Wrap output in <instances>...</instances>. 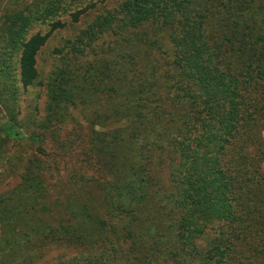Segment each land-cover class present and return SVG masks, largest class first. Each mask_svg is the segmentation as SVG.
I'll return each mask as SVG.
<instances>
[{"label":"trees","instance_id":"1","mask_svg":"<svg viewBox=\"0 0 264 264\" xmlns=\"http://www.w3.org/2000/svg\"><path fill=\"white\" fill-rule=\"evenodd\" d=\"M68 1L39 0L41 6L34 11L41 12L34 15L41 22L61 16L69 10L65 8ZM32 14L18 28L22 40L19 81L24 89L37 80V54L47 39L38 33L24 36ZM109 22L117 23L121 36L117 86L104 85L111 75L107 68L100 70V86H90L85 74L80 78L72 59L83 54L81 50L106 31ZM142 26L146 30H140ZM165 29L174 56L171 61L165 60L167 55L154 60L152 52L161 47L157 35ZM13 44L12 39L7 43ZM56 52L60 65L46 86L50 104L88 102L91 116L79 113V117L93 125L94 117L100 119L98 125L109 128L104 134L112 141L100 159L99 173L106 182L95 181L94 194L89 191V197L73 209L74 224L59 225L55 232L63 229L82 250L96 238L104 242L111 236L119 244L128 243L124 264H253L258 257L264 260V234H260L264 224L258 220L264 216V206L256 202L264 183L242 153L254 135L243 108V88L264 84V0H123L117 10L95 19ZM230 63L239 65V76L229 73ZM227 78L235 81L233 87ZM80 79L83 86H72ZM166 79L170 86H163ZM259 113L264 120V107ZM4 120H0L1 137L38 142V136L24 131L12 111ZM165 148L171 156L169 181L175 189L169 201L177 212L171 220L176 223L172 248L167 239L173 232L159 226L158 213L143 218L154 203L153 192H158L149 174L150 158ZM24 177L29 194L3 198L4 208H19L23 227L38 222L44 232V221L28 208L34 202L41 204L42 197L33 188L38 176L31 172ZM108 177H117V182ZM100 200L107 203L109 214L123 222L117 230L97 216L93 219L91 208ZM23 236L28 243V234ZM92 257L97 261V255Z\"/></svg>","mask_w":264,"mask_h":264},{"label":"rangeland","instance_id":"2","mask_svg":"<svg viewBox=\"0 0 264 264\" xmlns=\"http://www.w3.org/2000/svg\"><path fill=\"white\" fill-rule=\"evenodd\" d=\"M122 1L69 0L65 4V8H69L65 14L41 22L39 15H34V12H41L34 11L36 6H41L39 0H0V120L5 121L7 114L12 111L22 124L23 130L35 133L39 138L37 143H30L14 142L0 136V264H97V261L99 264H124L128 259V243L119 244L111 236L104 242L96 238L82 250L63 229L55 232L59 225L67 228L74 224L73 209L82 203V198L89 197V191H95V181L106 182V177L103 178L99 173L103 163L100 159L103 158L105 145L112 139L104 134L109 128L98 125L100 119L94 117L96 124L93 125L79 117V113L84 117L91 116L90 110L93 112V109L87 107L88 102L77 106L64 101L59 105H51L46 89L52 83L53 72L60 65V56L56 50L62 48L67 40L73 39L81 29H85L98 17L113 13ZM30 14L32 23L26 28L24 36L28 38L38 33L47 36V39L37 54V80L24 89L19 81L18 49L22 40L19 38L21 31L18 28L23 25L24 17ZM107 25L109 26L106 31L97 35V39L94 38L88 47L81 50L84 51L83 54L72 59L80 78L85 74L90 86H100V70L106 71V68L111 75L104 79V85L117 86V56L120 54L117 45L121 36L117 33V23L109 22ZM140 30H146V27L142 26ZM167 37L169 33L166 29L157 35L161 47L152 52L151 57L154 60H163L167 55L165 60L171 61L170 56H174L173 44ZM10 39L15 40L16 44L7 45ZM141 47L145 50L144 45ZM150 49L151 47L146 49V52ZM141 56L145 58L144 55ZM228 67L231 75H240L239 65L236 68L230 63ZM227 82L231 87L234 86V80L230 82L227 78ZM162 83L163 86H170L167 79ZM72 86H83L81 79L76 80ZM114 94L113 98L117 100V92ZM242 100L243 108L248 113L246 118L249 127L254 131L251 142L245 145L242 153L264 183V120L259 113L264 107V84L244 87ZM167 150L165 148L155 151L150 158L149 174L158 192L151 195L155 197L154 203L149 205L150 208L144 212L143 218L158 213L159 226L164 230L168 227V233L173 232L167 239L172 248L176 223L171 220L175 219L177 212L169 201L175 189L169 181L171 156ZM30 171L38 176L33 188L42 199L41 204L36 201L38 203L34 202L33 208L31 205L28 208L33 209L35 216L42 218L46 225L44 232L37 226L38 222L23 227L24 217L19 208L16 211L4 208L3 198L20 199L25 192L29 194V189H25L29 183L25 187L23 179ZM107 179L117 182V177ZM259 201L264 206V191L257 195L256 202ZM91 214L93 219L97 216L99 221H104L113 229L116 227L114 230L123 224L108 213L107 203L101 200L95 209L91 208ZM260 216L258 220L264 224V216ZM24 232L28 234V243L23 236ZM255 236L252 234L251 238ZM93 254L97 255V261L94 257L91 258ZM247 260L244 259V263ZM253 264H264V260L258 257Z\"/></svg>","mask_w":264,"mask_h":264}]
</instances>
